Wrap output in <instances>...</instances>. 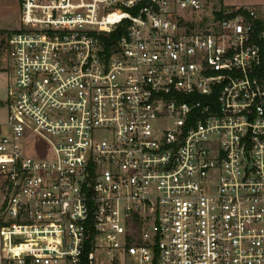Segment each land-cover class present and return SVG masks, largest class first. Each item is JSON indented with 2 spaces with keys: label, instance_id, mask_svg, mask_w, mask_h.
I'll return each instance as SVG.
<instances>
[{
  "label": "built area",
  "instance_id": "built-area-1",
  "mask_svg": "<svg viewBox=\"0 0 264 264\" xmlns=\"http://www.w3.org/2000/svg\"><path fill=\"white\" fill-rule=\"evenodd\" d=\"M0 34V264H264V2L19 0Z\"/></svg>",
  "mask_w": 264,
  "mask_h": 264
},
{
  "label": "rangeland",
  "instance_id": "rangeland-1",
  "mask_svg": "<svg viewBox=\"0 0 264 264\" xmlns=\"http://www.w3.org/2000/svg\"><path fill=\"white\" fill-rule=\"evenodd\" d=\"M262 2H264V0H225L226 4H231L232 6H252ZM10 25L11 27L13 25V27L10 28ZM19 26V0H0V28L12 30L17 29ZM6 94L7 75L4 71L0 70V123H6ZM1 202L2 194L0 188V204Z\"/></svg>",
  "mask_w": 264,
  "mask_h": 264
},
{
  "label": "crops",
  "instance_id": "crops-1",
  "mask_svg": "<svg viewBox=\"0 0 264 264\" xmlns=\"http://www.w3.org/2000/svg\"><path fill=\"white\" fill-rule=\"evenodd\" d=\"M14 26H15V25H14ZM12 27H13V25H12ZM12 27H11V25H10V28H12ZM6 30H7V29L0 28V34H1L2 31H6ZM8 30H9V29H8Z\"/></svg>",
  "mask_w": 264,
  "mask_h": 264
},
{
  "label": "trees",
  "instance_id": "trees-1",
  "mask_svg": "<svg viewBox=\"0 0 264 264\" xmlns=\"http://www.w3.org/2000/svg\"><path fill=\"white\" fill-rule=\"evenodd\" d=\"M4 32H6V31H2L1 33H4Z\"/></svg>",
  "mask_w": 264,
  "mask_h": 264
}]
</instances>
